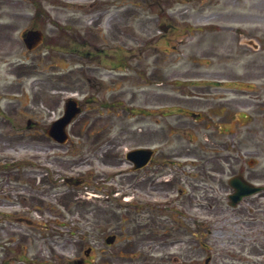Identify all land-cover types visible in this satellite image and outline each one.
<instances>
[{
  "label": "flooded vegetation",
  "instance_id": "flooded-vegetation-1",
  "mask_svg": "<svg viewBox=\"0 0 264 264\" xmlns=\"http://www.w3.org/2000/svg\"><path fill=\"white\" fill-rule=\"evenodd\" d=\"M113 3L114 0L106 1L107 11ZM104 5V0H0V80H2L0 81V218L5 219L12 230L19 229L15 225L14 215L6 214L4 209L13 207L21 209L26 198H34L44 191L35 184V179L25 182L21 177L25 161L17 147L13 148L16 154L14 157L4 154L8 149L5 140L23 135L24 114L21 108L25 105L24 89L28 88L33 105L38 106L39 103L44 104L43 102L48 100L49 106L45 118H42V114L36 116L34 121L27 118L26 128L51 143V146H48L43 141L36 142L30 150L34 161L31 166L46 171V166L54 164L57 159L68 166L75 165L76 168L82 162L86 161L93 165L96 161V164L103 168L99 172L100 182H97V189L99 191L106 189L105 200L112 199L115 206L124 212L121 214L114 211L113 217L117 218L116 225L112 222V225L106 229L101 225H98V228L109 232L108 234L127 233L134 239L116 248L117 250L110 257L96 260L90 257V250L87 249L84 257L74 259L61 257L59 260H62V264H201L203 256L208 257L202 264H264V234L258 229L249 227L242 241L230 240L228 236L231 230L218 227V224L227 218L219 219L218 207L215 203L217 200L225 199L229 207L228 196L232 193V189L228 185V180L232 176L241 175L246 180L261 185L264 184L263 171L253 174L249 169L251 166L247 168L241 163V157L236 156L233 163L228 155L225 157V165L228 168L220 166L219 170L212 169L211 166H205V158L199 155V152L203 151L202 146L199 145L198 152L190 151L187 147H179L172 152L175 153V157L201 159L203 163L196 164L194 161L173 163L172 167L176 168L177 183L190 184L192 187V194H185L181 189L174 193L179 187L172 181L168 182V178H164L158 172L164 164L157 161V154L159 152L163 155L165 152L162 147L166 148V146L157 136L161 130L153 129L151 126L153 101H163L161 98L167 100V95L165 92H153V88L148 86L151 81L147 79L145 88L130 92L127 106L122 107L124 115L130 114L138 119L139 126L135 130V126L130 128L132 126L129 125L125 128L119 122L116 123L115 119L119 115L116 111L121 106L115 92L119 89L121 81L119 73L122 50L118 43L120 19L117 16L104 20L102 17ZM217 17L213 16V19ZM259 19L258 14H247L242 10L228 18L239 23ZM145 24L147 23L143 22L141 25L145 26ZM213 25L214 23L211 24ZM210 29L214 31L213 28ZM251 32L248 33L243 29L234 34L230 42L224 39L217 40L213 35L215 39L209 44L210 82L206 86V92L202 90L201 93L208 95V99H201L207 102L208 106L205 110L208 115L205 118V115L200 113L194 122L200 123L208 130L206 144L212 145L211 147L214 148L212 153L229 154L232 151L237 154L246 153L248 128L252 130L254 125L257 128L258 121L255 115H258L259 109H255L256 103L249 102L245 97L244 100L240 99L232 105L231 99L225 97L226 93L236 85L247 86L250 73L257 79H262L263 63L254 58L247 59L249 47L254 53L262 49V35ZM122 53L135 57L131 49ZM16 57L20 60L7 61L8 58ZM126 66L122 65L128 68ZM32 76L34 83L26 86L24 79ZM175 86L182 87L180 84ZM67 100L75 101L80 113L66 128L69 140L65 144H58L49 138L46 132L50 124L63 115ZM188 100L190 99L185 98L184 101ZM249 109L250 113L247 112ZM181 111L182 115L185 112V116L193 114L188 110ZM93 127L96 129H92ZM243 127L245 130L241 131ZM76 136L93 138L89 146L78 145V141H74L72 145L71 138ZM224 137H228V140ZM129 143L131 146L127 147ZM153 146L155 148L151 161L143 168L137 169V164L126 159L127 152L131 150L151 149ZM60 151L62 156L58 153ZM72 155L77 159L72 160L71 158L74 157ZM187 167L202 170L205 174H186L183 170ZM174 173L175 171L172 176ZM248 173L255 176L254 179L258 181L250 180L246 176ZM115 178L119 179V187H106ZM44 179L52 189L53 186L59 187L53 179L48 177ZM161 181V184L157 183ZM66 184L73 185L71 182ZM198 184L206 188L205 194L201 196L204 199L206 197L211 203L209 208L213 216L212 226L208 229L211 241L207 248L204 244L201 246L199 241H194L197 240L196 235L199 234L200 227L193 214V208L187 204L198 196L195 188ZM151 189L159 195H151ZM45 193L40 195L43 196ZM54 193L63 195L66 191L60 190ZM117 194L119 197H116ZM148 196L151 198L147 200ZM255 197L256 199L249 205L250 221L246 222L249 225L256 221L261 222V217H264V189L253 198ZM158 198L167 201L166 204L157 205L158 207H171L172 202L175 201L181 209L177 210L174 207L165 211L152 208L150 200ZM122 199L128 202L122 204ZM66 214L67 212L63 211L60 215L65 218ZM177 215L184 217L185 221L191 224L190 232L187 227L180 226V223L175 228V234H166L164 227L169 224L173 227L172 223L177 222ZM99 223L97 221L96 224ZM154 225H160L162 231L160 233L154 231L152 229ZM60 226L65 227V225ZM0 229L4 228L1 226ZM91 229L96 228L91 227ZM151 229L156 238L148 236ZM182 231L186 233H181ZM140 232L144 234V238L138 237ZM27 238L21 232L16 237L17 247L20 248ZM116 243L106 247H114ZM8 244L0 238V264H5ZM205 250H207L206 255Z\"/></svg>",
  "mask_w": 264,
  "mask_h": 264
},
{
  "label": "rangeland",
  "instance_id": "rangeland-1",
  "mask_svg": "<svg viewBox=\"0 0 264 264\" xmlns=\"http://www.w3.org/2000/svg\"><path fill=\"white\" fill-rule=\"evenodd\" d=\"M106 1L104 0L103 19L119 17L120 38L118 43L120 49L123 51L131 49L136 56V58H132L131 55L126 53L120 54L121 64L127 65L128 68L119 73L121 81L119 89L115 91L121 104L116 111L119 114L115 119L116 123L119 122L125 128L129 125L132 126L130 128L135 126V130L139 126L138 119L130 114L128 116L124 115L122 107L123 105L127 106L130 92L145 88L146 79L151 81L148 86L153 88V92L166 93L167 100L161 98L163 101H153L151 126L153 129L161 130V133L157 136L159 141H163V145L166 146V148L162 147L165 152L163 155L159 152L157 154V161L164 164L158 172L164 178H168V182L172 181L174 185L176 184L179 187V189H175L174 193L179 192L178 190L181 189L185 194H192V187L190 184L177 183L176 168H172L173 163L183 161H194L196 164L203 163L201 159L195 158L192 160L175 157V153L172 152L179 147H187L190 151L198 152L199 145L202 146L203 151L199 152V155L205 158V166H211L212 169L219 170L220 166L228 168L225 165V157L228 155L229 160L233 163L234 158L240 156L241 163H244L247 168L249 167L247 166L249 161H255L249 168L250 172L255 174L257 171H263L264 173V72L261 75L262 79H257L250 73L247 78V86L236 85V89H232L226 95L227 98L231 99L232 105L239 102L240 99L244 100L246 97L249 102L252 101L257 104L255 109H259L258 115H255L258 121L257 128L252 124L253 129L248 128L246 153L237 154L234 151L229 154L212 153L214 148L211 147L212 145L208 146L206 144L208 143V130L203 128L200 123L194 122L191 117L180 115L181 112L177 110V108L184 107L197 113L203 111L205 118H207L208 112L205 110L208 106L207 102L192 98L197 96V93H203L202 90L206 92V85L210 82L211 69L208 65V52L212 39H224L230 42L233 40V35L243 31V29L248 33L251 30V33H259L262 35L263 47L259 52H255L256 54L252 53L249 47L247 59L254 58L264 65V0H114L113 6L109 7L108 11ZM240 10L245 11L247 14H258L260 19L258 21H248V23L228 20L231 15L238 13ZM213 16L218 17L213 19ZM143 22L147 24L145 26H143L144 24L141 25ZM212 23H214L212 26L215 29L214 31L209 30ZM160 26H168V32L163 33ZM213 35L215 38H213ZM138 55L142 56L140 60L137 57ZM16 60L18 61L20 58H8L7 61ZM33 79V76L25 78L24 84L26 86L32 85L34 83ZM174 82H179L183 86H175ZM24 93L26 95L25 105L21 108L24 114L23 135L7 138L5 142L8 149L5 150L4 154L8 157H14L16 154L13 148L17 147L19 154L24 157L25 161L21 177L25 182H31L30 180L35 179V184L44 191H41L34 198H26L21 209L15 207L4 209L6 214L14 215L15 225L19 227V229L12 230L5 219L0 218V227L4 228L0 229V238L4 239L7 244L9 243L5 263L22 264L19 261L22 258V260H27L29 264H62V260H59L61 257L72 259L77 255L82 256L87 247L93 249L91 257L96 260L110 257L117 250L116 248L134 239L133 236L129 237L131 235L127 233H113L118 238L117 244L113 248H108L104 243L109 232H104L101 228H98V225L103 226V229L110 227L112 222H114L113 225H116L115 219L117 218L116 216L113 217L114 211L121 214H124V212L115 206V202L111 201L112 199L106 201L104 197L97 196L98 194L107 193L106 190L99 193L94 189L97 182H100L98 179L99 172L103 168L96 164V161L93 165L88 164L86 161L82 162L76 168L77 166H68L58 159L54 164L47 165L46 171L33 168L31 164H34V161L30 150L38 141H43L48 146H51V143H48L43 137L35 135L36 133H33V130H28L25 125L26 119L30 118L31 121H34L39 114H42V118H45L49 103L48 100H45L44 104L39 103L38 106H35L31 103L30 90L25 88ZM181 97L192 98L188 102ZM204 97L208 99L207 94ZM135 107H137V104H135ZM247 112L250 113L251 110L249 109ZM92 129H96V127ZM243 129L245 130L244 127L240 130L243 131ZM92 138L90 136H76L71 138V144L74 145V141H78V145L86 144L85 146H89ZM224 139L228 140V137H224ZM126 146L130 147L131 145L129 143ZM58 153L62 156L61 151ZM72 156H74L71 158L72 160L77 159L75 155ZM173 171H175L174 176H172ZM183 171L186 174L195 175L202 173V170L191 169L190 167ZM202 174H205V172ZM246 176L254 182L258 181L254 179L255 176L252 174L248 173ZM45 177L53 179L59 184V187L53 186L52 189L45 183ZM66 179H71L73 182L81 181H79L77 187H67L65 186ZM44 183L45 185L42 186L41 184ZM82 183H86L88 186L82 187ZM119 183V179L115 178L111 181V185H108L117 188ZM157 183L161 184L162 181ZM159 184H157V187ZM195 188L198 191V196L194 197V201L187 203L193 208V214L199 221V234L197 233V240L194 239V241H199L201 246L204 244V247L207 248L209 247L208 243L211 241L208 229L212 226L213 219L208 207L211 203L205 196V199L201 196V194H205L204 191L206 190L202 184L195 185ZM60 190L66 191V194L56 195L54 193ZM43 192H46L45 195H40ZM155 194L157 193L154 192V189H151V195L154 196ZM150 198L148 196L147 200ZM159 199L151 200V202L158 205L161 203V201H157ZM255 199L256 197L245 200L236 209L227 207L225 199L215 201L218 207L219 219L227 218L224 222L222 220L218 227L231 230L230 236H228L230 240L242 241L249 227L258 229L264 234V217H261V222L256 221L252 225L246 223L250 221L249 205ZM174 207L177 210L181 209L175 201L172 202L171 207L161 209L166 211ZM63 211L67 212L65 218L60 215ZM176 220V223H172L173 227H170V224L164 227L163 230L166 234H175V228L180 223V226L187 227L186 229L190 232L191 224L186 222L184 217L177 215ZM97 221L100 223L96 224ZM59 225H65V227L61 228ZM91 227L96 229L92 230ZM144 229L147 230V228ZM152 229L157 233L162 231L160 225H154ZM152 229L151 231L148 230V236L156 238ZM179 230H181V227ZM21 232L28 238L18 248L16 237ZM181 233H186V231ZM47 237H50V240H47ZM138 237L144 238V234L140 232ZM207 257L203 256L201 264Z\"/></svg>",
  "mask_w": 264,
  "mask_h": 264
},
{
  "label": "water",
  "instance_id": "water-1",
  "mask_svg": "<svg viewBox=\"0 0 264 264\" xmlns=\"http://www.w3.org/2000/svg\"><path fill=\"white\" fill-rule=\"evenodd\" d=\"M75 114V108L72 106L68 107V110L66 111V115L60 119L54 126H52L51 131L49 134L57 141L63 142L65 139V135L63 132L64 126L71 120L72 116ZM136 153H140L138 156L143 157V153L136 151L129 154L130 156ZM234 186H237V192L232 195L231 199H233L232 204H235L238 200H240L241 196L243 195H249L252 193H255L259 190V188L253 187L245 182L239 183V182H233ZM111 240L108 239L107 243H110Z\"/></svg>",
  "mask_w": 264,
  "mask_h": 264
}]
</instances>
